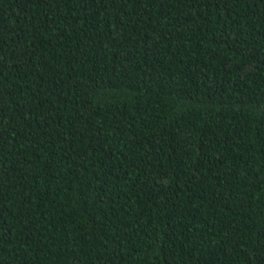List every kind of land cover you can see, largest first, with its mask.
<instances>
[{
	"label": "trees",
	"instance_id": "1",
	"mask_svg": "<svg viewBox=\"0 0 264 264\" xmlns=\"http://www.w3.org/2000/svg\"><path fill=\"white\" fill-rule=\"evenodd\" d=\"M0 264H264V0H0Z\"/></svg>",
	"mask_w": 264,
	"mask_h": 264
}]
</instances>
